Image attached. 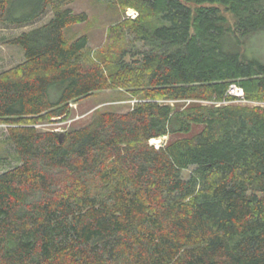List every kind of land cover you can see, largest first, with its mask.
Here are the masks:
<instances>
[{
    "label": "trees",
    "instance_id": "1",
    "mask_svg": "<svg viewBox=\"0 0 264 264\" xmlns=\"http://www.w3.org/2000/svg\"><path fill=\"white\" fill-rule=\"evenodd\" d=\"M72 1L0 0L1 22L30 26L8 39L24 59L0 72L17 161L0 173V264H264V106L192 101L234 99L232 83L264 101L252 45L264 0H113L140 14L110 27V46L129 31L146 46L116 52L114 69L90 58L87 34L68 38L88 19ZM112 88L134 106L66 131L37 126Z\"/></svg>",
    "mask_w": 264,
    "mask_h": 264
},
{
    "label": "rangeland",
    "instance_id": "2",
    "mask_svg": "<svg viewBox=\"0 0 264 264\" xmlns=\"http://www.w3.org/2000/svg\"><path fill=\"white\" fill-rule=\"evenodd\" d=\"M75 12H86L88 19L85 22L77 23L70 27L66 33L70 40L87 34L89 37L90 58L96 61H103L108 69H114L113 60L117 53L124 48H139L144 49L146 46L144 42L138 37L137 33L129 31L124 34L121 41L115 45L110 46L108 42L109 29L112 26L118 25L124 19L135 20L140 12L137 9L129 8L127 10L121 9L113 0H73L67 5ZM195 7V4H193ZM133 10L132 12H130ZM221 11L234 22V16L230 10L221 6ZM53 15L52 9H49L42 20L35 23H43L48 21ZM152 21V20H151ZM153 24V21L149 25ZM30 26L18 27L0 21V72L5 71L24 59V51L20 46L13 45L8 42V39L16 35L22 30L29 29ZM252 45L255 51L264 57V33L254 35ZM128 59L131 54H128ZM238 86H240L237 83ZM242 87V86H240ZM228 96V95H227ZM136 96L122 88H112L98 91L97 93L84 97L78 101L70 103L71 113L66 119L53 118L50 121L39 123L37 126L40 129H54L57 131H66L73 127L83 126L89 123L93 117L102 111H118L126 112L130 110L136 101ZM192 101L200 104L214 106L227 103H239L249 106H264V101H238L235 99L217 100H203L193 99ZM191 100L171 101L174 107L188 105ZM193 103V102H191ZM190 103V104H191ZM9 124L0 121V173L10 168L17 161L12 157L13 147L8 143L7 128ZM203 126L201 124H194L189 133H175L165 134L158 137L154 141L155 144L166 145L173 140L181 137L192 136L198 132ZM191 169L184 170L185 177H188Z\"/></svg>",
    "mask_w": 264,
    "mask_h": 264
},
{
    "label": "built area",
    "instance_id": "3",
    "mask_svg": "<svg viewBox=\"0 0 264 264\" xmlns=\"http://www.w3.org/2000/svg\"><path fill=\"white\" fill-rule=\"evenodd\" d=\"M133 10H131L130 12H132ZM227 94L229 96H232L235 100L238 101H246L247 99L245 98V92L244 89L240 86H238L236 83H232L229 86L228 92ZM56 119H60V117L56 118ZM158 140V137L156 138H152L151 139V143L155 144L154 141ZM159 141V140H158ZM157 147L161 146L160 144H155Z\"/></svg>",
    "mask_w": 264,
    "mask_h": 264
},
{
    "label": "water",
    "instance_id": "4",
    "mask_svg": "<svg viewBox=\"0 0 264 264\" xmlns=\"http://www.w3.org/2000/svg\"><path fill=\"white\" fill-rule=\"evenodd\" d=\"M60 135H61V136H63V134H62V133H60Z\"/></svg>",
    "mask_w": 264,
    "mask_h": 264
}]
</instances>
